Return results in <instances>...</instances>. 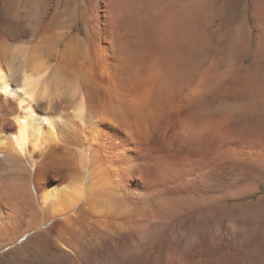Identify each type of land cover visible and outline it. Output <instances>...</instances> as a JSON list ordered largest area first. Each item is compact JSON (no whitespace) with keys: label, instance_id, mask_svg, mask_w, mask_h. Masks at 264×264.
<instances>
[{"label":"bare ground","instance_id":"obj_1","mask_svg":"<svg viewBox=\"0 0 264 264\" xmlns=\"http://www.w3.org/2000/svg\"><path fill=\"white\" fill-rule=\"evenodd\" d=\"M106 7L0 0V264H264V0Z\"/></svg>","mask_w":264,"mask_h":264},{"label":"rangeland","instance_id":"obj_2","mask_svg":"<svg viewBox=\"0 0 264 264\" xmlns=\"http://www.w3.org/2000/svg\"><path fill=\"white\" fill-rule=\"evenodd\" d=\"M263 195L264 194H257L255 196L248 198V199L233 202V204H232L234 206L233 207L234 208L233 216L235 217V219L241 223H251L254 225H264V215H263L264 214V210H263L264 207L261 206V205H264V201H263L264 199H261ZM259 200H261L260 201L261 203H259ZM256 203H257V206H259L257 209L255 208L256 206H253V205H256ZM261 208H262V210H260ZM155 222L156 221H154V223ZM152 227H154V228H152ZM156 227H157V224L155 223V226L150 225L148 227V230L156 231ZM149 228H151V229H149ZM212 234H214L215 236L217 235L216 232L215 233L213 232ZM143 245L144 244H142V242H138V241H134V242H132V244L127 243L125 245V248L127 246L126 252H124V251L121 252L122 250H120V249H119L120 251H118L117 250L118 246L116 245V249L114 252V254H115L114 256H116V257H114L112 255V258L110 259L109 264H141L142 261L140 260V263H139L138 257L142 252ZM119 248H122V246ZM117 253L118 254L123 253V254L118 255Z\"/></svg>","mask_w":264,"mask_h":264},{"label":"snow or ice","instance_id":"obj_3","mask_svg":"<svg viewBox=\"0 0 264 264\" xmlns=\"http://www.w3.org/2000/svg\"><path fill=\"white\" fill-rule=\"evenodd\" d=\"M96 10L98 12V27H100L101 32L103 33L105 31L104 25L107 23V18H106V11L109 9L106 7V0H96ZM25 83L27 84L28 81L25 80ZM22 91H27V89H22ZM28 99L31 100L34 104L37 103V98L35 94H30L28 96ZM154 149L149 148L142 156L141 159L144 162L145 165H151V166H146L142 167L140 169L141 172H143L145 175L143 177L144 182L149 185L150 187H160V181L162 178V172L161 169L158 168L155 165L154 161H148L147 157L149 155H154ZM43 174L50 176V173L47 169L43 170ZM167 175V174H164Z\"/></svg>","mask_w":264,"mask_h":264}]
</instances>
